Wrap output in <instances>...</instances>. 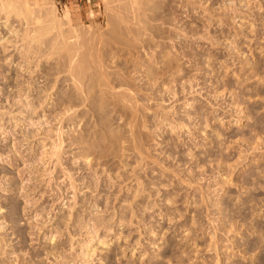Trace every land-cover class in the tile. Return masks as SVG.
I'll list each match as a JSON object with an SVG mask.
<instances>
[{"label":"rangeland","instance_id":"1","mask_svg":"<svg viewBox=\"0 0 264 264\" xmlns=\"http://www.w3.org/2000/svg\"><path fill=\"white\" fill-rule=\"evenodd\" d=\"M47 3L0 14V264H264V0Z\"/></svg>","mask_w":264,"mask_h":264},{"label":"bare ground","instance_id":"2","mask_svg":"<svg viewBox=\"0 0 264 264\" xmlns=\"http://www.w3.org/2000/svg\"><path fill=\"white\" fill-rule=\"evenodd\" d=\"M31 3H33V4H35V5H40V6H42V7H44L45 8V10L47 11V20H46V24L44 25V26H42V28H40V29H42V30H40V33H38V35H37V38L38 39H41V36H42V34H43V36H44V32H57V33H60V34H62L63 33V31H62V26H63V22H64V18L65 17H69L70 18V10H67V9H65V7H64V11H63V13L58 9V7L56 6V5H54L53 7L52 6H50V7H48V3H47V0H0V14H2V13H5V15H8V14H10L11 13V11L13 10V9H15L16 7H27V10L30 12L31 11V9L28 7ZM30 14V13H29ZM23 16V15H22ZM23 21H26V19L24 20V19H22ZM27 24H23V25H26L27 27L28 26H30L29 25V22H32L31 21V19H29V17H27ZM30 20V21H29ZM70 20V19H69ZM68 20V21H69ZM72 21V20H71ZM65 22H66V20H65ZM70 22V21H69ZM68 22V23H69ZM33 23V22H32ZM37 22L35 21L34 22V28L33 29H35V28H37L36 27V24ZM71 25H72V23H71ZM32 26V25H31ZM28 27L26 30L27 31H29V28H31L30 29V31L28 32V33H30L31 32V30H32V27ZM36 30H38L39 31V29L37 28ZM26 31V32H27ZM33 32H36V31H34V30H32ZM25 32V31H24ZM23 32V33H24ZM32 32V33H33ZM27 33V34H28ZM25 34V33H24ZM33 34H36V33H33ZM33 34H28V35H24V37H26V39L28 38L29 39V41H27V42H29V44H30V48H31V43H32V47L34 48V49H30L31 51L32 50H35V45H33V41H34V37L36 36H34V37H32V35ZM39 35H41V36H39ZM22 36H23V34H22ZM40 38H39V37ZM21 40H23L22 42H25V40L23 39V38H21V36H20V40L19 41H21ZM36 41V40H35ZM38 41V40H37ZM36 41V42H37ZM36 42H35V44H36ZM26 43V42H25ZM61 41L60 40H58V39H56V42H55V44H59V46L61 45ZM29 44H27L26 43V46L28 45L29 46ZM23 45H21V47H22ZM26 46H24L23 48L24 49H26L27 47ZM37 47H36V49L38 48H43V45H41V47H39L38 46V42H37V45H36ZM54 46V45H53ZM20 47V48H21ZM56 47V46H55ZM28 49V48H27ZM38 49H37V51H38ZM41 49H39V52H41L40 51ZM28 51H29V49H28ZM28 51H27V53H28ZM33 52V51H32ZM32 52H30V53H32ZM35 52V51H34ZM38 52V53H39ZM42 52L44 53V55H45V52H46V50H45V48H43V50H42ZM38 53H36V54H38ZM187 53V52H186ZM35 54V53H34ZM33 53H32V55H34ZM35 54V55H36ZM40 54V53H39ZM38 54V55H39ZM48 54V53H47ZM47 54H46V57H48L47 56ZM189 54V53H188ZM13 54H11V56H12ZM38 55H36V56H38ZM183 55H184V53H183ZM186 57H187V59H188V55H185ZM39 57V56H38ZM44 57L43 56V54H42V56H40L39 57V59H42V58ZM185 57V58H186ZM190 60V59H189ZM23 64V63H22ZM74 70V71H73ZM73 72L72 73V75H71V73H70V75H71V77L72 78H70L71 80L74 78L75 80V82H76V84H77V79H79V75L77 74V72L75 71V67H73V66H71L70 68H69V72ZM73 81V83H74V85H76L75 84V82ZM78 88V87H77ZM182 128V127H181ZM176 130V129H175ZM3 228H0V230H2Z\"/></svg>","mask_w":264,"mask_h":264},{"label":"crops","instance_id":"3","mask_svg":"<svg viewBox=\"0 0 264 264\" xmlns=\"http://www.w3.org/2000/svg\"><path fill=\"white\" fill-rule=\"evenodd\" d=\"M69 2H77V1H81V0H68ZM70 18L72 20V22H74V18H73V15H72V12L70 11Z\"/></svg>","mask_w":264,"mask_h":264}]
</instances>
